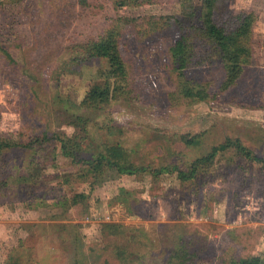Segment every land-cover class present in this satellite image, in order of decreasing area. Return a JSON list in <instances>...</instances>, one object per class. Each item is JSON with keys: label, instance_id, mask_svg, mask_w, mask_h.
Instances as JSON below:
<instances>
[{"label": "rangeland", "instance_id": "rangeland-1", "mask_svg": "<svg viewBox=\"0 0 264 264\" xmlns=\"http://www.w3.org/2000/svg\"><path fill=\"white\" fill-rule=\"evenodd\" d=\"M202 4L0 0V142H15L0 149V264H230L250 255L264 264V0L215 6L225 28L239 12L255 14L251 57L230 88L220 56L188 40L184 79L204 86L200 101L179 92L168 49L179 37L172 23ZM106 34L121 76L86 52ZM107 78L121 90L88 104L90 87ZM67 139L80 149L65 151ZM226 140L194 177L153 174L185 170ZM107 148L137 171L118 173Z\"/></svg>", "mask_w": 264, "mask_h": 264}, {"label": "trees", "instance_id": "trees-1", "mask_svg": "<svg viewBox=\"0 0 264 264\" xmlns=\"http://www.w3.org/2000/svg\"><path fill=\"white\" fill-rule=\"evenodd\" d=\"M124 2L126 1H122L121 4ZM217 2L218 0H203L202 7L198 12L197 10H192L189 14H183L182 17L189 20L183 22V19L179 18L176 22L172 23V25L174 24L177 26L179 37L175 43L169 47L168 55L172 60V70H175L179 76V92L182 93V96L185 98L203 101L208 97V92L204 90L203 85L191 84L190 80L184 79L185 76L183 70L189 68L190 59L193 56L191 50L193 44L191 45L188 42L191 37H198L199 39L206 41V43L209 44L210 49L214 50V52L220 56V61L226 71V82L223 89H228L236 83V77L238 76L241 62L247 61L248 58L251 57L252 48L250 45V32L255 14L251 11L239 12L234 15L232 19H229L230 23L226 28L221 27L214 21V9ZM167 23L171 22L168 21ZM111 36L112 35L106 34L97 40L88 42L86 52L89 57L108 59L110 68L107 73L110 77L121 76L125 73V68L119 54L118 45ZM7 59L13 61L10 54L7 55ZM110 79L111 78H107L105 80L106 82L93 83L86 95V102L88 104L106 103L116 94V91L121 90L119 89V85H117L116 88L112 87L111 81H109ZM46 138L49 139L45 134L41 137L42 140ZM182 139L186 145H194L199 142L197 136L187 137L183 135ZM36 140H40V138H36ZM14 143L15 142L1 141L0 149L4 147H12L14 146ZM236 143L238 145L235 147L236 150L244 151L246 157L256 158L249 150H245L243 148L244 146L239 144V141L236 140ZM230 145V140H226V142H223L219 146L212 147L202 160L199 159L196 162H191L185 170L178 166H172L170 168L156 169L153 171V174L177 172L178 178L187 180L195 176L199 161L203 162L204 160H212L219 150L230 147ZM62 147L65 151L72 147L73 149H80V144L73 139L72 141L71 139H67L63 140ZM106 152L108 153V156L109 154L112 155L114 161H110L109 164L114 166L118 173L134 174L137 171V167L133 163H130L127 157L118 158L117 154L112 153L111 148H107ZM103 159H106V156L99 154L97 158L98 162ZM259 161L263 160L259 159ZM230 264H261V258L259 256L250 255L244 259L230 262Z\"/></svg>", "mask_w": 264, "mask_h": 264}]
</instances>
